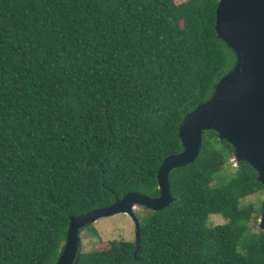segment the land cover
<instances>
[{
    "label": "trees",
    "instance_id": "16d2710c",
    "mask_svg": "<svg viewBox=\"0 0 264 264\" xmlns=\"http://www.w3.org/2000/svg\"><path fill=\"white\" fill-rule=\"evenodd\" d=\"M218 4L0 0V264H55L72 216L159 195L182 121L238 62ZM233 150L206 130L170 172L175 200L138 211L139 240L80 249L78 264H264V200L243 203L264 187L246 160L223 174Z\"/></svg>",
    "mask_w": 264,
    "mask_h": 264
},
{
    "label": "water",
    "instance_id": "95a60500",
    "mask_svg": "<svg viewBox=\"0 0 264 264\" xmlns=\"http://www.w3.org/2000/svg\"><path fill=\"white\" fill-rule=\"evenodd\" d=\"M215 28L218 36L236 52L238 62L218 82L213 96L182 121L179 136L183 150L162 162L157 175L159 195L150 197L131 191L111 205L72 216L64 249L55 264H78L81 229L106 216L129 214L138 241L140 220L135 205L157 211L175 200L170 172L197 159L206 130H215L220 139L229 141L237 161H248L264 187V0H219ZM259 227L264 230V210Z\"/></svg>",
    "mask_w": 264,
    "mask_h": 264
},
{
    "label": "rangeland",
    "instance_id": "374dc122",
    "mask_svg": "<svg viewBox=\"0 0 264 264\" xmlns=\"http://www.w3.org/2000/svg\"><path fill=\"white\" fill-rule=\"evenodd\" d=\"M239 162L240 161H237L235 158V153L232 152L231 158L224 164L225 172L223 171V174L226 175L227 173L233 172ZM263 200L264 191L245 197L243 203L245 205H250L252 203L260 205ZM142 210H144V206L139 204L135 205L134 211L136 214L138 211ZM259 221L257 224L258 228H260ZM209 222L211 224H220L225 222V218L219 214H213L210 216ZM90 225L95 228V232L93 231V233L92 229H90V227L88 228L89 225L82 228L80 234L81 250L100 249L108 245V243L114 239L135 240V223L127 213L106 216Z\"/></svg>",
    "mask_w": 264,
    "mask_h": 264
}]
</instances>
